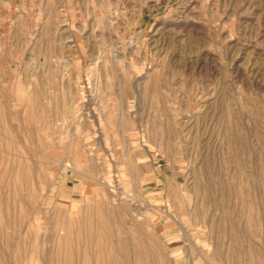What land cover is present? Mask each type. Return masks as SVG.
<instances>
[{
	"label": "rangeland",
	"instance_id": "1",
	"mask_svg": "<svg viewBox=\"0 0 264 264\" xmlns=\"http://www.w3.org/2000/svg\"><path fill=\"white\" fill-rule=\"evenodd\" d=\"M0 264H264V0H0Z\"/></svg>",
	"mask_w": 264,
	"mask_h": 264
},
{
	"label": "bare ground",
	"instance_id": "2",
	"mask_svg": "<svg viewBox=\"0 0 264 264\" xmlns=\"http://www.w3.org/2000/svg\"><path fill=\"white\" fill-rule=\"evenodd\" d=\"M85 219H86V217H85L83 220H85ZM86 220H87V219H86ZM85 222H86V221H84V224L87 225L88 222H87V223H85ZM89 224H90V223H89ZM67 229H68V228H67ZM68 230H69V229H68Z\"/></svg>",
	"mask_w": 264,
	"mask_h": 264
}]
</instances>
